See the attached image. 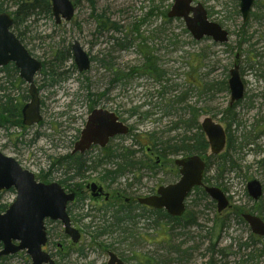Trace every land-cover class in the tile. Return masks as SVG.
<instances>
[{
    "label": "rangeland",
    "instance_id": "1",
    "mask_svg": "<svg viewBox=\"0 0 264 264\" xmlns=\"http://www.w3.org/2000/svg\"><path fill=\"white\" fill-rule=\"evenodd\" d=\"M2 1L10 6L7 12L11 14L19 0ZM73 1L76 9L72 21L56 24L44 2L38 1L30 14L23 15L20 24L12 27L34 57L47 62L55 51L64 49L70 56L62 68H57L59 73L50 84L46 81L45 85L43 80L45 86L38 95L40 121L28 129L17 119L5 120L6 124L0 126V151L41 181L60 183L67 175V161L59 163L70 155L93 108L113 112L129 126V132L113 137L103 148L92 146L81 156L94 169L64 184L71 187L73 183L80 190L68 212L81 237L72 243L59 221H47L48 242L44 249L56 264H106L108 250L125 264H264V239L251 234L240 217L249 209L264 217V165L258 163L264 158V0H254L245 22L238 0H192L203 5L209 20L228 31L225 43L209 37L195 40L182 19L167 18L172 0ZM75 40L91 59L84 72H78L73 62L70 46ZM236 54L244 94L229 107V70ZM16 71L10 72L12 85H7L11 89L4 93L21 108L29 100L25 96L28 85L20 83ZM115 71L117 79L112 77ZM3 75L0 73V77ZM40 80L36 74V84ZM187 106L196 111L198 122L209 116L233 138V148L228 151L233 168L227 163L222 176H217L218 160L214 157L206 171L208 182L230 197L231 207L217 214L215 202L193 190L181 220L168 222L156 218L152 209L147 212L135 199L177 180L173 159L182 154L161 161L151 139L157 147H166L184 134L193 133V128L191 133L185 132L184 121L190 116ZM247 136L253 139L252 144L245 145ZM256 146L262 151H253ZM123 148L133 150L135 161L141 164L125 169L114 180H103L104 170L113 171L118 168L113 163L123 162L108 154H120ZM251 178L263 185L260 205L253 204L246 191ZM91 182L113 191L121 189L133 200L128 206L132 215L141 212L148 219L135 217L138 222L124 239L118 231L94 238V230L87 225H103L106 220L112 223L111 215L123 209L125 203L122 199L104 203L93 198L85 188ZM14 198V189L2 191L0 205H8ZM104 205L109 207L106 213ZM217 215L221 216L219 221L225 220L219 233L213 228ZM0 264H31V260L20 251L0 260Z\"/></svg>",
    "mask_w": 264,
    "mask_h": 264
},
{
    "label": "water",
    "instance_id": "2",
    "mask_svg": "<svg viewBox=\"0 0 264 264\" xmlns=\"http://www.w3.org/2000/svg\"><path fill=\"white\" fill-rule=\"evenodd\" d=\"M35 1V0H27ZM242 21L248 19L254 0H238ZM51 11L56 23L71 19L74 11L70 0H50ZM169 18H181L186 29L195 40L210 37L217 43L228 41V31L217 22L207 17V12L200 2L192 0H173L166 13ZM13 19L7 12H0V66L13 62L19 77L28 84L29 101L22 108L23 124L32 125L40 121L39 96L33 78L41 68V62L31 56L25 46L10 30ZM74 63L79 72L89 68V58L78 41L71 45ZM238 55H235L233 67L229 70L228 86L230 103L243 97L244 86L239 71ZM128 126L119 121L117 116L106 109H93L81 129L72 152L88 150L91 145L104 147L116 135L128 133ZM211 154L220 153L226 142V135L221 124L210 117L201 122ZM173 163L178 166L179 179L173 183L161 185L155 194L139 197L138 202L154 209H164L170 216H181L185 211V199L194 186L202 184L205 163L197 154L177 157ZM95 189V183L90 184ZM14 188L15 198L0 212V256L12 255L25 250L31 264H55L48 252L42 250L47 241L45 220L59 221L64 234L72 243L78 242L80 232L71 224L67 213V204L75 197L73 192H66L57 182L37 181L34 174L22 168L16 159L0 151V190ZM249 195L258 199L262 193L261 184L251 179L246 185ZM99 191L101 188H98ZM207 195L216 202L217 211L221 212L228 205L225 194L219 187L204 186ZM95 195V194H94ZM253 234L264 237V221L254 214H243ZM106 264H124L113 252L108 251Z\"/></svg>",
    "mask_w": 264,
    "mask_h": 264
},
{
    "label": "trees",
    "instance_id": "3",
    "mask_svg": "<svg viewBox=\"0 0 264 264\" xmlns=\"http://www.w3.org/2000/svg\"><path fill=\"white\" fill-rule=\"evenodd\" d=\"M38 1L44 2V6L47 8V10L49 12V10H50L49 0H36V1H32V2H29L26 0H19V1L15 2L16 8L11 13L12 17H13V28L16 25L18 26L20 24V21L22 19L21 17L23 15L30 14L32 9L35 8V4ZM8 7H10V6H4L3 1L2 0L0 1V12L7 11ZM18 37L20 38L19 34H18ZM68 52L69 51L67 49L57 50L54 53L55 54L54 57H51V59H49L47 62H43V65H42L43 69L42 70L45 73L44 74V80L45 81L51 82L53 80L54 76L57 73H59L57 71V68L63 67V63L70 56ZM4 68L6 70L5 74L3 75L4 77H0V81H2V83H0V93H1V95H0V98H1L0 99V118H1L0 126H4L6 124L5 120H8V119H17L20 122V108L13 104V99L10 98V96L8 94L4 93L6 89L8 90L10 88V87H8L7 82H9V84L12 85V81L9 79V77H11V73L15 74L17 71L13 65H7ZM153 68H154V66H153ZM117 76H118V72H116V71L113 72V75H112L113 79H117L118 78ZM48 78L50 80H48ZM6 80H7V82H6ZM4 83L6 85H3ZM25 96L27 97V94ZM180 98L181 97H179V99ZM187 109H190L189 110L190 116L186 119V121H184V124L187 126V129H185V132L191 133L190 129L193 128L194 129L193 133L188 134V135L184 134L180 140L175 142L173 145H168L166 147H157L155 140L151 139V142L153 145V150L156 153V155H158L157 158L160 159L161 161L166 160V157L169 155H178V154H182V155H187V154L203 155L207 151L208 145H207L205 137H204L203 133L200 131L199 125L197 123L196 111L193 109V107H189V106H187ZM244 140H246V139L244 138ZM232 142H233V138L230 134V135H228L227 144H226V150L227 151H225L224 153L219 155V157L217 158V160H218L217 166H216L217 176L218 175L221 176V172L223 171L225 164L229 163L230 169H232L234 166L232 159L228 153L230 148L231 149L233 148ZM247 142L248 141L246 140V143ZM134 154H135L134 151L130 150L128 148H123L122 153L117 154V155H112L111 153L108 154L109 158H112V159H115V158L119 159L120 158L123 162L121 164L117 163V162L113 163L116 166H118V168H116L113 171L104 170V174L101 176L102 179L104 180V179L110 178L111 180H114L117 175H122L124 173L125 169L138 167L141 164V161L140 160H137L139 162L135 161ZM63 161H67V165H66V169H65V172H67V175H66V177H64L63 180L60 181L61 184L63 183V181H71L73 178L82 177L84 175V172L94 169L93 166H91L89 164L86 165L87 160L84 158L81 159L80 155L79 156L68 155L65 158H63L59 164H62ZM151 163L153 166H156L155 161H151ZM72 189L74 190L75 187H72ZM75 190L78 191L79 189H75ZM114 190L119 191V189H114ZM198 190L199 189H195V191L199 192ZM5 208H6V205H0V211H3ZM108 208L109 207L107 205H104L102 207V209L105 211V213L108 211ZM138 208H140V207H138ZM145 210H146V208H145ZM147 210H150V209H147ZM131 212H132V209L130 207L124 206L123 209L119 208V209L115 210V213L113 215H111V217H113L112 223H109V222L107 223L108 220H106L105 222H103V225H100L102 223H97L96 225H92L90 222L89 225H87V227H90L94 230L93 231L94 232V235H93L94 238L97 236H100V235H105V234L114 233V232L118 231V234H120L122 236V239H124V238L128 237V236H126L127 234H131V232H132L131 228H132L133 224L135 222H138V221H135V217L148 219V217L145 216L141 212H139L135 215H132ZM147 212H149V211H147ZM151 213L154 214L155 216H157L156 218L163 219V220H166L168 222H176V223L179 222L181 220V218L184 216L183 215L182 217H179V218H171L163 210H153V209H152ZM87 214H85V215L88 216ZM80 216H83V215H80ZM224 224H225V220L222 219L219 221V217L217 215L213 228L217 231V233H219V231H221ZM263 252H264V249H263ZM6 258H7V256H3V257H0V260L6 259ZM209 264H211V261H209Z\"/></svg>",
    "mask_w": 264,
    "mask_h": 264
},
{
    "label": "flooded vegetation",
    "instance_id": "4",
    "mask_svg": "<svg viewBox=\"0 0 264 264\" xmlns=\"http://www.w3.org/2000/svg\"><path fill=\"white\" fill-rule=\"evenodd\" d=\"M71 2H72V4H73V7H74V14H75V9H76V7H75V3H74V1L73 0H71ZM74 14H73V17H72V19H74ZM100 15V14H99ZM101 17V15L100 16H98V18H100ZM72 19L70 20V21H72ZM22 42V41H21ZM29 53H30V51H29ZM31 54V53H30ZM33 56V55H32ZM90 58V57H89ZM38 59V58H37ZM40 62H41V64L43 65V62L44 61H42V60H40V59H38ZM90 60V59H89ZM7 65H13L14 66V64L13 63H11V62H9L8 64H5V65H3V66H0V73H3V74H5V72H6V70H5V66H7ZM15 67V66H14ZM43 68H41L36 74H39V76L42 78V80H40L41 81V83H37L36 84V81H35V76H36V74H35V76H34V78H33V81H34V84H35V86H36V88H37V92H38V95H39V92H40V90H41V88H43V86H45L46 85V81H45V85H44V83H43V80H44V72H43V70H42ZM238 71H239V67H238ZM20 79V78H19ZM20 81V83L21 84H24V81L23 80H19ZM48 83L50 84V81H48ZM228 89H229V86H228ZM229 92H230V90H229ZM27 96H28V94H27ZM234 103H237V101H235V102H233L232 104L230 103V101H229V103H228V106L229 107H231ZM23 107V106H22ZM22 107L20 108V112L22 111ZM94 109V108H93ZM39 112H40V114H41V100H40V98H39ZM21 117H22V112H21V114H20V122H21V125H22V127L24 128V129H28L30 126H26V125H24V124H22L23 122V118L21 119ZM206 117H209V116H206ZM205 117H203L202 119H201V121H199L198 122V120H197V123H198V125H199V128H200V131L203 133V135H204V137H205V140H206V142H207V139H206V136H205V134H204V132L202 131V129H201V122H202V120L204 119ZM211 118V117H210ZM212 119V118H211ZM224 131H225V135H226V142H225V148L220 152V153H218V154H211L210 153V150H209V145H208V142H207V145H208V148H207V151L205 152V154H203V155H198V156H200L201 158H202V160L204 161V163H205V168H204V170H203V173H202V178H201V180H202V184L201 185H197V186H194L192 189H191V191L190 192H192L193 190H195V189H199L198 191L200 192V193H203V195H207V193L205 192V190H204V186H216V187H219V186H217V185H213V184H210L209 182H208V179L209 178H207V176H206V171H207V169H208V163H209V160L211 159V158H214V157H219V155H221L222 153H223V151L224 150H226V144H227V139H228V135H230V133H228V131L226 130V129H224ZM257 136V135H256ZM246 138V140L248 141L247 143H246V140H244V142H245V145H249V144H252V142H253V139H251V137L250 136H247V137H245ZM248 138V139H247ZM257 138V137H256ZM245 145H242V146H245ZM241 148V147H240ZM259 149V147H254L252 150L253 151H255L256 153L258 152L259 153V151H262L261 149L260 150H258ZM88 151V150H87ZM86 151H84L83 153H80V152H71L70 153V155H72V156H79L80 155V157L82 156V157H84V153H85ZM187 155H191V154H187ZM187 155H180V156H178V157H182V156H187ZM260 165H264V158L263 159H261L259 162H258ZM175 165V164H174ZM175 167H176V170H177V172H178V166H176L175 165ZM223 173V171L221 172V174ZM216 174H217V171H216ZM219 176V175H218ZM222 176V175H221ZM35 177H36V175H35ZM37 180H39V181H41L38 177L36 178ZM179 179V173H178V178H177V180ZM251 179H256V178H251ZM251 179H249V180H251ZM176 180V181H177ZM248 180V181H249ZM258 180V179H257ZM72 181V180H71ZM247 181V182H248ZM259 181V180H258ZM42 182H45V181H42ZM68 182H70V181H63V183H62V187L65 189V190H67V191H69V192H73L74 193V195H75V198H74V200L71 202V203H73L76 199H77V197H78V195L80 196V190H75V189H79L77 186H75V184H73V183H71L72 185H71V187H65V185L64 184H66V183H68ZM260 182V181H259ZM173 183V182H172ZM61 184V183H60ZM260 184H261V188H262V193H261V195H260V197L258 198V199H253L250 195H249V193H248V191H247V188H246V191H247V193H248V196H249V198L251 199V201H252V203L253 204H258V205H260V202L262 201V196H263V185H262V183L260 182ZM96 185H97V187L95 188V189H91V187H90V183H87L86 185H85V188L87 189V191H89L90 192V194L93 196V198H95V199H97V200H101V201H103L104 203H110V202H112L114 199H118V200H120V199H122L123 200V202L125 203V206H129L130 204H131V201H133L132 199H131V197H129V196H127V195H125L122 191H118V190H115V191H113V190H111L110 188H105V187H103L102 185H100V184H97L96 183ZM246 185H247V183H246ZM72 187H75V189L73 190L72 189ZM98 188H101V190L99 191V189ZM220 188V187H219ZM110 189V190H109ZM221 189V188H220ZM222 190V192L225 194V196H226V198H227V200H228V205H227V207L225 208V209H223L222 211H224V210H226V209H228V208H230L231 207V204H230V197L229 196H227L226 195V193H225V191L223 190V189H221ZM2 191H4V190H1L0 192H2ZM155 193V192H154ZM154 193H152V194H154ZM95 194V195H94ZM152 194H149V195H152ZM147 196V195H146ZM208 196V195H207ZM209 197V196H208ZM138 198H139V196L138 197H136V202L139 204V206H141V207H145L146 209H150L151 210V208L150 207H148V206H146V205H143V204H140L137 200H138ZM212 200V199H211ZM212 201H214V200H212ZM215 202V201H214ZM215 204H216V202H215ZM68 206H69V204H68ZM185 210H186V201H185ZM164 211V210H163ZM216 211H217V204H216ZM221 211V212H222ZM67 212H68V207H67ZM165 212V211H164ZM221 212H218L217 211V214H221ZM166 213V212H165ZM254 214V215H257L258 217H260L263 221H264V217H261L259 214H257V212L254 210V209H249V210H247L246 212H242L241 214H240V217H241V219H243V217H242V215L243 214ZM68 214H69V212H68ZM167 214V213H166ZM185 214V212L181 215V216H170V215H168L169 217H171V218H179V217H182L183 215ZM69 217H70V215H69ZM219 217V219H220V217L221 216H218ZM70 220H71V217H70ZM244 220V219H243ZM244 222H246L245 220H244ZM247 223V222H246ZM71 224L73 225V223H72V220H71ZM247 225H248V223H247ZM74 226V225H73ZM249 226V225H248ZM249 229H250V227H249ZM250 232H251V230H250ZM251 234H253L252 232H251ZM253 235H256V234H253ZM256 236H259V235H256ZM259 237H261V236H259ZM261 238H263L264 239V237H261ZM47 242H48V240H47ZM47 246V243L45 244V246L44 247H46ZM109 251V250H108ZM108 251H107V255H108ZM115 253V252H114ZM118 256V255H117ZM119 257V256H118ZM120 258V257H119ZM121 259V258H120ZM122 260V259H121ZM123 261V260H122ZM124 262V261H123ZM125 264V263H124Z\"/></svg>",
    "mask_w": 264,
    "mask_h": 264
},
{
    "label": "bare ground",
    "instance_id": "5",
    "mask_svg": "<svg viewBox=\"0 0 264 264\" xmlns=\"http://www.w3.org/2000/svg\"><path fill=\"white\" fill-rule=\"evenodd\" d=\"M9 81V80H8ZM6 82H7V80H6ZM7 83H9V82H7ZM9 87V86H8ZM11 87V86H10ZM9 89H11V88H9ZM95 162V164H97V165H99L100 164V162L99 161H94ZM94 162H93V164H94Z\"/></svg>",
    "mask_w": 264,
    "mask_h": 264
}]
</instances>
